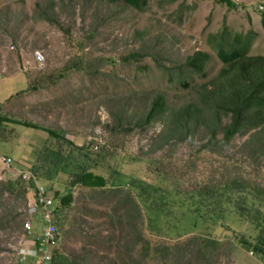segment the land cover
I'll return each instance as SVG.
<instances>
[{"label": "rangeland", "instance_id": "rangeland-1", "mask_svg": "<svg viewBox=\"0 0 264 264\" xmlns=\"http://www.w3.org/2000/svg\"><path fill=\"white\" fill-rule=\"evenodd\" d=\"M53 1L69 38L40 19L38 4L46 6L47 0H0V112L69 133L94 150L103 147L106 157L94 170L111 178L114 187L73 190L71 214L77 221L61 239V255L69 264H136L142 258L133 245L138 231L156 249H175L169 264H264L226 237L230 234L224 229L203 225L181 232L173 216L162 214L168 188L143 159L167 150L158 138L170 133L179 110L201 105L199 91L210 88L225 68L221 48L231 52L248 44L247 57H264V0H228L235 8L221 0H143L142 12L107 0ZM136 52L141 59L130 57ZM196 52L210 56L202 73L186 66ZM36 53H42V62ZM81 63L86 69L77 71ZM158 96L165 99L164 111L144 125ZM3 125L0 153L25 167H32L40 152L50 155L57 147L41 130ZM251 134L245 130L238 136L232 151ZM201 139L197 135L173 149L176 166L197 165L199 182L210 177V163L218 158L197 152L206 142ZM260 167L264 176V159ZM7 178L17 180L18 175ZM40 184L51 189L52 198L57 190L65 191L62 182ZM3 201L19 205L10 192ZM172 211L179 213L177 206ZM233 224L246 236L257 235L250 225ZM19 239L16 232H0V264H19ZM164 257L158 253L162 264Z\"/></svg>", "mask_w": 264, "mask_h": 264}, {"label": "trees", "instance_id": "trees-1", "mask_svg": "<svg viewBox=\"0 0 264 264\" xmlns=\"http://www.w3.org/2000/svg\"><path fill=\"white\" fill-rule=\"evenodd\" d=\"M47 1L49 3L46 6L38 4L40 19L55 26L69 38V29L55 15L54 1ZM107 1L111 5L123 3L140 12L145 4L143 0ZM221 1L235 8L231 1ZM262 20L264 23V17ZM247 45L231 52L223 48L219 50L218 56L225 68L213 80L210 88L203 87L199 91L201 105L190 104L179 110L171 122L170 133L164 139L158 138L167 150L158 156L153 152L152 159L144 155L143 159L153 170L160 185L168 188V201L163 205L162 214L173 216L181 232L186 234L203 225L216 230L224 229L230 234L225 235L226 237L230 236L233 242L264 263V176L259 171L264 159V57H247ZM130 57L141 59L137 52ZM209 58V54L205 52H196L188 58L186 66L193 73H202ZM83 64L77 66L76 70L86 69ZM164 107V97L158 96L143 124L148 125L152 120L158 119ZM5 123L41 130L57 142L54 152L50 155L40 152L32 167H25L24 163L14 161L13 169L30 171L39 181L48 184L62 182L65 191L57 190L54 201L59 207L57 223L60 239L69 235L70 228L75 227L72 224L77 221L76 216L71 214H75L76 198L73 190L114 187L115 182L111 178L94 170L96 164L101 162L100 159L106 157L102 153L103 147L97 145L94 150L91 144L77 143L69 133L43 128L31 121L8 117L0 112V131ZM203 126L204 131L200 132ZM245 130L252 131V134L243 145L232 151L236 147L233 145L234 140L244 135ZM197 135L202 136L201 141L206 139L197 152L201 154L209 151L218 157H214L215 162L210 163V177L203 182L194 178L197 169L195 163L187 161L179 167L173 161V149L188 140L194 141ZM64 148H67V152ZM251 167L253 170H250ZM0 186V232H16L19 237L25 221L26 186L20 177L17 180L4 179ZM129 186L134 187V182ZM131 189L130 187L129 190ZM8 192L12 197L17 196V207L3 201V194ZM176 206L178 214L172 211ZM181 220H184L183 223ZM236 222L252 226L257 235L251 237L237 231L238 228L233 224ZM133 236L134 249L139 248L142 256L141 260L135 259L136 264H162L157 258L158 253H165L163 264H169V258L176 254L174 248L170 251L164 245L157 249L152 247L138 231L133 232ZM54 255V264L70 263L69 258L62 256L59 250H54Z\"/></svg>", "mask_w": 264, "mask_h": 264}, {"label": "built area", "instance_id": "built-area-1", "mask_svg": "<svg viewBox=\"0 0 264 264\" xmlns=\"http://www.w3.org/2000/svg\"><path fill=\"white\" fill-rule=\"evenodd\" d=\"M36 61L44 57L36 53ZM14 159L0 154V182L6 175H18L26 186V209L22 235L18 237L22 249L19 264H52L53 251L59 247L60 233L57 223L58 205L50 194V189L40 184L30 171L13 169Z\"/></svg>", "mask_w": 264, "mask_h": 264}, {"label": "clouds", "instance_id": "clouds-1", "mask_svg": "<svg viewBox=\"0 0 264 264\" xmlns=\"http://www.w3.org/2000/svg\"><path fill=\"white\" fill-rule=\"evenodd\" d=\"M58 212H59V210H58ZM58 214V213H57ZM22 235V233L19 235V237ZM62 239V238H61ZM61 239H60V242H61ZM60 242H59V245H60ZM59 249V247L57 248V249H55V250H58ZM54 259H55V255H54V251H53V258H52V264H54Z\"/></svg>", "mask_w": 264, "mask_h": 264}, {"label": "crops", "instance_id": "crops-1", "mask_svg": "<svg viewBox=\"0 0 264 264\" xmlns=\"http://www.w3.org/2000/svg\"><path fill=\"white\" fill-rule=\"evenodd\" d=\"M1 154V153H0ZM1 155H4V154H1ZM8 155V154H7Z\"/></svg>", "mask_w": 264, "mask_h": 264}]
</instances>
